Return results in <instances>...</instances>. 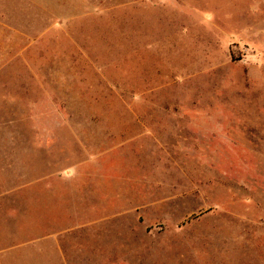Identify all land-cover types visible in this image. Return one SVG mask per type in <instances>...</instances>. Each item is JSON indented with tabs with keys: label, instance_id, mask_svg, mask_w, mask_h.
<instances>
[{
	"label": "rangeland",
	"instance_id": "rangeland-1",
	"mask_svg": "<svg viewBox=\"0 0 264 264\" xmlns=\"http://www.w3.org/2000/svg\"><path fill=\"white\" fill-rule=\"evenodd\" d=\"M242 1L74 0L41 41L43 130L2 131L0 116V250L41 252L42 264H264V35L254 14L224 27ZM152 41L167 50L141 48ZM66 50L83 75L66 73ZM51 65L65 72L44 73ZM67 88L74 99H60ZM147 123L176 138L155 144L151 187L122 186V211L106 212L119 180L85 164L87 151L122 143L116 167L130 173L129 143Z\"/></svg>",
	"mask_w": 264,
	"mask_h": 264
},
{
	"label": "crops",
	"instance_id": "crops-1",
	"mask_svg": "<svg viewBox=\"0 0 264 264\" xmlns=\"http://www.w3.org/2000/svg\"><path fill=\"white\" fill-rule=\"evenodd\" d=\"M73 3L74 0H0V91L2 102L0 105V116L2 115V131L14 127L18 129L21 135V133L23 134L26 131L35 133L43 130L41 123L43 114L42 92L46 88L42 85L43 49L41 41L43 36H54L57 34L60 21L63 20V17L67 19L72 13ZM254 5V2L251 3L250 0L248 2L243 0L240 7H236L235 11H229L226 14L224 27L229 29L234 26H243L241 21L247 20L246 17L251 21L250 15L254 14L253 21L259 30L253 35H264V1L263 7L261 2L258 3V6ZM196 11L199 12L198 10ZM59 16H61L60 21ZM200 17H202L201 14ZM211 17L209 16V18ZM209 22L210 27L215 30L216 26L211 24V21ZM217 28L221 27L217 26ZM238 29L241 28L238 27ZM152 34L154 35L153 31ZM153 41L141 48L160 53L167 50L168 47L165 44L159 46L155 45ZM55 48L60 47L55 46ZM82 48L78 47L75 50L80 51ZM86 50L90 51L89 49ZM58 51H64V49H58ZM31 52H33V55ZM66 52L70 53L65 55L66 59H69L65 65L66 73L69 72L71 77L83 75L84 71L80 69H86L83 60H74L73 50H66ZM86 57L88 73L92 72L95 74V70L101 68L102 65L98 61L91 59L90 55H86ZM82 63L84 65L79 66ZM51 64H56V62ZM60 67V65H57V68ZM49 68L50 70L44 71V73L61 75L65 72L56 71L53 65L49 66ZM136 70L137 75L142 74L141 69L137 67ZM73 78L76 77L74 76ZM141 78H144L141 81L145 83L151 82L147 73H143ZM59 97L63 100L74 99L69 88ZM47 99H52V97H47ZM156 115L160 117L158 118L159 121H164L166 120L164 117L169 116V112L162 110ZM137 128H139L140 132L132 137L131 143H129L131 148L128 149V154L132 157L129 167L132 176H128L127 166L120 164L119 167H116L118 164L116 157L124 153L122 143L113 147L111 146L112 144H109L103 150L95 152V155L87 151L88 157H91V159L86 160L85 164L99 163L104 165L109 170L108 175H115L119 180L113 187L114 199L105 203L104 209L106 212L122 211L119 199H116L120 196L122 186L129 184V187L137 190L151 187L150 185H152L154 180L155 165L150 158L153 157L155 144L164 147V145H169V140L176 138V135L173 134L176 128L169 124L159 123L155 125L147 123L139 125ZM48 130H54V128L46 126V131ZM34 139L38 142V147H41L40 137L35 135ZM21 142L23 140H17L14 144H21ZM2 144H7V141L3 140ZM157 172H160L159 169H157ZM89 177L92 178V175H89ZM102 180V175H99V183L96 186L98 194L104 192L101 191ZM148 180L149 182H147ZM75 182L72 184L73 189L75 184L81 189L79 182L76 180ZM19 248L9 245L0 250V264H42L41 261L46 256L41 254V252L17 251ZM49 260L50 262L47 264H53L51 259Z\"/></svg>",
	"mask_w": 264,
	"mask_h": 264
}]
</instances>
